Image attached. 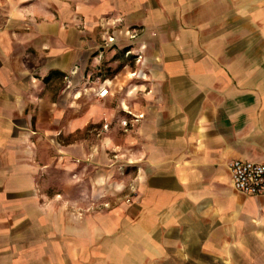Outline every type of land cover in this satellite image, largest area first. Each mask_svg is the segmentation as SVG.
<instances>
[{"label": "crops", "instance_id": "1", "mask_svg": "<svg viewBox=\"0 0 264 264\" xmlns=\"http://www.w3.org/2000/svg\"><path fill=\"white\" fill-rule=\"evenodd\" d=\"M95 34L125 81H85ZM236 159L264 164V0H0V264H264Z\"/></svg>", "mask_w": 264, "mask_h": 264}, {"label": "rangeland", "instance_id": "2", "mask_svg": "<svg viewBox=\"0 0 264 264\" xmlns=\"http://www.w3.org/2000/svg\"><path fill=\"white\" fill-rule=\"evenodd\" d=\"M27 9L31 13V21H34L33 19L36 20L47 17L44 6L37 2L30 3V5L27 6ZM95 35L97 48L94 55L99 56V61L96 66H91L89 63L87 64L83 73L85 81L91 84L95 83L96 85L101 83L105 78L114 79V82L125 81L124 79L127 68L125 69L124 67L127 62L123 59L120 48L105 47L103 44H100V34ZM59 78L60 76L58 74L55 77L57 84Z\"/></svg>", "mask_w": 264, "mask_h": 264}, {"label": "built area", "instance_id": "3", "mask_svg": "<svg viewBox=\"0 0 264 264\" xmlns=\"http://www.w3.org/2000/svg\"><path fill=\"white\" fill-rule=\"evenodd\" d=\"M113 38H109V42ZM107 89L98 92L99 96H105ZM139 118L141 115L138 116ZM126 121H122V125H126ZM230 185L231 187L245 195H261L264 194V164L251 161L233 160L229 164Z\"/></svg>", "mask_w": 264, "mask_h": 264}]
</instances>
